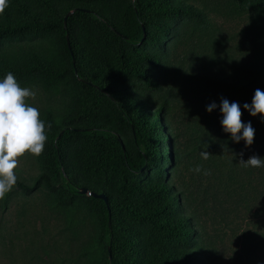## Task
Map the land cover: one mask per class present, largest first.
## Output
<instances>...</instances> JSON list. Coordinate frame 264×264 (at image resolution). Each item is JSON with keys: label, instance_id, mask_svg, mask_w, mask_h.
<instances>
[{"label": "trees", "instance_id": "16d2710c", "mask_svg": "<svg viewBox=\"0 0 264 264\" xmlns=\"http://www.w3.org/2000/svg\"><path fill=\"white\" fill-rule=\"evenodd\" d=\"M228 4L233 15H250L252 38L245 51L237 46V68L227 73L220 62L231 55L213 48L221 41L203 39L213 30L206 8L188 0H8L0 14V79L12 72L20 85L37 84L65 100L59 114L40 117L47 140L34 156L38 172L15 187L43 189L74 233L86 232L78 250L86 264H202L198 212L230 227L223 204L264 208L255 198L264 193V166L241 163L254 155L264 160V117L243 107L251 105L253 85L264 91V0ZM178 17L192 18L197 29L189 35L191 79L207 70L212 83L188 126L190 183L175 188L166 170L178 157L166 131V104L151 107L145 94L159 87L154 69L167 64V54L158 52ZM218 66V75L234 78L219 91L231 92L229 103H238L242 122L251 123V145L234 142L222 128V99L213 93ZM211 103L217 107L208 112Z\"/></svg>", "mask_w": 264, "mask_h": 264}, {"label": "rangeland", "instance_id": "374dc122", "mask_svg": "<svg viewBox=\"0 0 264 264\" xmlns=\"http://www.w3.org/2000/svg\"><path fill=\"white\" fill-rule=\"evenodd\" d=\"M188 1L198 3L200 7L204 5L207 10L213 30L210 28V37L203 39L221 41L213 48L222 52L221 57L231 55L232 59L220 62L226 73L237 68L232 61L234 53L238 52L236 48L240 46L239 49L245 51L247 41L252 38L250 15H233L229 10V0ZM174 28V34L164 40V49L158 52L167 54V64L154 69L159 87L147 91L145 95L151 107L166 104V131L174 150L172 157L178 156L176 163L166 165L167 177L173 187L179 188L181 185L188 187L190 183L193 158L189 154L192 146L188 126L200 113L198 109L207 97L208 82L212 83V76L205 70L204 75L191 79L195 70L188 69L191 54L189 35L197 31L192 18L178 17ZM181 63L182 69L175 73L176 65ZM211 63V60L204 61V68L207 69ZM218 71L219 66L218 69L212 68L213 76L220 84L218 92L213 93L221 99L230 100L231 92L220 93L222 91L219 90L230 86L234 78L230 74L225 76L223 71L222 75H218ZM20 86L36 92L34 99L26 98V103L36 107L40 117L46 111L59 114L64 108L65 100L61 96L37 84ZM252 87L250 91L254 96L257 88L255 85ZM168 148L164 146L165 150ZM14 171L17 179L31 181L38 172L34 156L25 153L19 157ZM262 195L264 193L256 195V200L264 202ZM236 199L235 196L233 202ZM1 203L0 200V264H86L84 257L78 254L79 245L88 239L86 232L76 235L65 222L63 213L50 206L43 189L24 192L14 186L7 205L2 207ZM228 203L223 204L224 209L219 211L224 214L225 220L230 221V227L214 222L209 212H198L204 244L202 264H264V208L254 210L250 206V210L245 211V205L231 206ZM248 205L251 203L248 202Z\"/></svg>", "mask_w": 264, "mask_h": 264}, {"label": "clouds", "instance_id": "9594fccd", "mask_svg": "<svg viewBox=\"0 0 264 264\" xmlns=\"http://www.w3.org/2000/svg\"><path fill=\"white\" fill-rule=\"evenodd\" d=\"M7 6L8 0H0V14H3ZM35 96V91L20 86L12 72L0 79V200L5 198L17 182L14 170L18 166V158L25 153L38 157L44 150L47 140L45 123L40 119L39 110L26 103V98L34 99ZM216 107L215 103H211L206 111L211 112ZM219 107L223 116V130L231 134L234 142L243 140L246 146L251 145L255 130L250 122H242L240 105L222 99ZM243 107L251 116L259 114L264 117V91L256 89L251 105L245 103ZM209 155L206 151L201 152L203 159H208ZM241 163L246 167L264 166V160L255 155ZM193 171L200 173L202 169L197 166ZM203 173L210 174L207 170H203Z\"/></svg>", "mask_w": 264, "mask_h": 264}, {"label": "water", "instance_id": "95a60500", "mask_svg": "<svg viewBox=\"0 0 264 264\" xmlns=\"http://www.w3.org/2000/svg\"><path fill=\"white\" fill-rule=\"evenodd\" d=\"M66 43H67V39H66ZM67 45H68V43H67ZM79 191H81V192H85V189H84V188H81ZM87 194H90V195H94V196L100 197V198H102V199L104 200V202H105V197H104L102 194H93V193H90V192H87Z\"/></svg>", "mask_w": 264, "mask_h": 264}]
</instances>
